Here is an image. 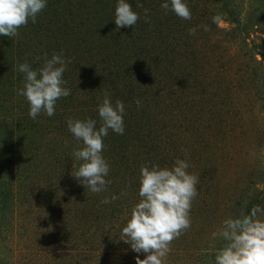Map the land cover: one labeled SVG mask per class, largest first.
<instances>
[{"label": "rangeland", "instance_id": "obj_1", "mask_svg": "<svg viewBox=\"0 0 264 264\" xmlns=\"http://www.w3.org/2000/svg\"><path fill=\"white\" fill-rule=\"evenodd\" d=\"M116 2L48 0L36 23L0 35V264H136L146 254L122 228L140 200L139 169L177 158L198 176V194L165 264H214L224 221H264V0H187L191 20L141 0L149 22L129 0L141 18L118 30ZM60 52L72 59L71 95L34 121L15 92L16 66L38 68ZM105 91L125 105V132L104 137L111 183L92 193L71 175L82 145L66 121L92 118L99 128Z\"/></svg>", "mask_w": 264, "mask_h": 264}, {"label": "clouds", "instance_id": "obj_2", "mask_svg": "<svg viewBox=\"0 0 264 264\" xmlns=\"http://www.w3.org/2000/svg\"><path fill=\"white\" fill-rule=\"evenodd\" d=\"M48 0H0V35L15 37L22 26L29 21L37 22L38 15L46 8ZM136 6L143 9L144 20L149 22V10L141 0ZM160 7L171 11L183 20H191L192 12L187 0H163ZM114 22L117 30L135 26L141 18L129 0H117L114 10ZM219 16H213L212 22L219 23ZM207 31V26L204 27ZM196 28L189 29L194 35ZM40 59L37 57V60ZM72 62L63 52L53 53L51 58L44 54L42 66L33 68L25 60L18 63L16 70L22 74V86L15 89L18 96L25 98L29 105L28 115L32 120L43 112L52 117L60 98L71 95V88L64 78L68 65ZM133 63V62H132ZM97 112L101 124L92 118L66 121L67 129L82 146L72 151V157L78 162L71 175L92 193L107 190L110 180V166L103 156L104 137L112 132L123 135L125 132V105L121 100L113 104L110 93L105 91L102 98L97 97ZM137 107L142 106L141 99L135 100ZM190 165L186 159L177 158L173 165L160 167L141 166L139 169V202L133 207L131 216L122 228L124 242L133 252L144 253L145 258L136 257V264H165L170 243L190 227V209L197 196L198 176L188 171ZM124 195V193H121ZM113 195L105 198L103 204L118 199ZM227 243L218 249L214 264H264V221L253 216L229 218L223 223L219 233Z\"/></svg>", "mask_w": 264, "mask_h": 264}]
</instances>
